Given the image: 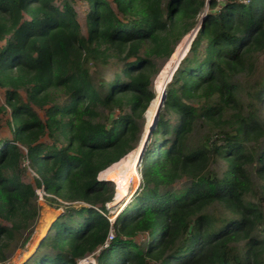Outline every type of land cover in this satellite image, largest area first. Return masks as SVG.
<instances>
[{
  "label": "trees",
  "instance_id": "1",
  "mask_svg": "<svg viewBox=\"0 0 264 264\" xmlns=\"http://www.w3.org/2000/svg\"><path fill=\"white\" fill-rule=\"evenodd\" d=\"M57 1L0 0V264L30 240L36 187L66 212L22 264H264V0H85V33ZM196 27L110 220L99 175L140 144L154 78Z\"/></svg>",
  "mask_w": 264,
  "mask_h": 264
},
{
  "label": "rangeland",
  "instance_id": "2",
  "mask_svg": "<svg viewBox=\"0 0 264 264\" xmlns=\"http://www.w3.org/2000/svg\"><path fill=\"white\" fill-rule=\"evenodd\" d=\"M61 0L57 1V4L59 7H61ZM248 2V0H246ZM76 14H77V19L81 25V28L83 30V32H86V14L88 11V4L85 2V0H74L72 3ZM205 12H207V6H206V10ZM191 33V32H190ZM188 36H190V34H188L186 37H184L181 42L183 40H185ZM192 44V43H191ZM181 45V43H179V45L176 47V50L178 49V47ZM191 45H189L187 47V49H190ZM175 50V52H176ZM189 51V50H188ZM188 51L185 52V56L187 55ZM174 52V53H175ZM184 56V54H183ZM185 56L183 57V59L185 58ZM173 57V56H172ZM171 57V58H172ZM171 58L168 60V62H165L159 72V74L154 78V82L152 85V89L154 90L156 81L159 79V77L161 76L162 72L165 70V68L167 67V65L169 64V62L171 61ZM182 56L180 58L179 61H182ZM177 66V65H176ZM175 66V67H176ZM118 69V65L114 66V67H110L107 66L106 68H104L103 70H99V73L104 75L106 78H110L114 71H116ZM164 69V70H163ZM93 73H95L94 69L92 68ZM23 95V98L27 99L26 93L23 91L21 92ZM0 103L1 105H6V94H5V90L0 88ZM162 107V106H161ZM160 107V109H161ZM32 108L39 114V116L45 120V111L39 109L36 106H32ZM208 130V127H204L202 126L200 128V132H198L195 135V140H199L204 133H206ZM0 138H4V139H12L11 134L9 132V129L6 126V123L4 124V128L3 131L0 133ZM48 138L43 139V141L49 142V140H47ZM131 153V152H130ZM129 153V154H130ZM128 154V155H129ZM127 155V156H128ZM22 169H23V181L25 183H29L32 184L33 186L36 187V173L30 168L29 166V162L28 161H24L21 165ZM137 179L141 181V161L138 163L137 165ZM100 176V175H99ZM100 181H104L101 180L99 177ZM139 183L135 184L134 180L133 182L130 183V185L128 186L127 192L128 196L127 198L120 202H118L116 200V194L118 192V190L120 189V183L118 181H112L115 183L116 185V194L115 197L113 199V201L110 203V205L108 204V209H109V216H110V220H114L116 215L128 204L131 202L135 192L137 191L138 187H139ZM185 185V182H179L176 185V188H182ZM36 192H37V204L39 207V216L38 219L36 221V223L34 224V227L32 229L31 232V236H30V240L29 242L25 245L24 248H20V244L22 243V240L19 241L18 243V247L15 248L12 252H10L9 255V259L2 263V264H22L24 262H26L28 259H30V257L37 251L40 243L42 242V240L47 236V234L50 232L51 226L52 224L57 220V218L61 215H63L66 212V208L64 207L65 204H56L53 203L49 200V197H43V199H40V193L42 192V188H37L36 187ZM67 205V204H66ZM77 207L80 206L79 205H75ZM2 224L7 225L5 222H3ZM28 235V233L25 234V237ZM146 240V236L145 235H140L136 238V242L139 244H143ZM95 258L93 256H89L86 259H84L83 261L85 262V264H97L96 261L94 260ZM81 262V261H80ZM79 262V264H80Z\"/></svg>",
  "mask_w": 264,
  "mask_h": 264
},
{
  "label": "bare ground",
  "instance_id": "3",
  "mask_svg": "<svg viewBox=\"0 0 264 264\" xmlns=\"http://www.w3.org/2000/svg\"><path fill=\"white\" fill-rule=\"evenodd\" d=\"M192 37V34L190 33V36H188L185 40H183L181 45L178 47L175 53H173V57L171 58V61L165 68V70L162 72L159 79L156 81L154 92H155V98L149 107L147 113H146V125L144 128V132L142 135V139L140 141V144L138 147L133 150L128 156H126L124 159H122L120 162L115 163L105 171H103L100 174V179L104 181H118L120 183V189L118 190L116 194V200L118 202L125 200L128 196L127 189L131 182H135V184L139 183L140 180H138L137 177V165L140 161L141 155V149L142 146L146 140L147 133L149 131V128L154 124L157 111L162 106V103L164 101L165 97V87L167 85L168 80L170 79V76L173 72V69L178 64L181 56L185 53L187 47L189 46L190 39ZM168 62V61H167ZM110 205V204H109ZM80 264H85L83 260H81Z\"/></svg>",
  "mask_w": 264,
  "mask_h": 264
},
{
  "label": "water",
  "instance_id": "4",
  "mask_svg": "<svg viewBox=\"0 0 264 264\" xmlns=\"http://www.w3.org/2000/svg\"><path fill=\"white\" fill-rule=\"evenodd\" d=\"M208 4H209V0H208ZM197 31H198V27H196L194 30L191 31L192 37H191V39H190L189 45H191V43H192L193 40L195 39L196 34H197ZM188 50H189V49H186V51H188ZM186 51H185V52H186ZM184 56H185V53H184ZM184 56L182 55V59H183ZM180 63H181V61H179L178 64H177V66L173 69V72H172V74H171V76H170V79L168 80L167 84L172 80V77H173L175 71L177 70V68L179 67ZM165 88H166V87H165ZM162 105H163V103H162ZM159 111H160V108H159L158 111H157V115H156V119H155L154 124L149 128V131H148L147 136H146V140H145V142H144V144H143V146H142V149H141V151H140V152H141L140 154H142L143 151L145 150V148H146V146H147V144H148V138H149V135H150V133H151V132L155 129V127H156L157 120H158V115H159ZM139 162H140V161H139Z\"/></svg>",
  "mask_w": 264,
  "mask_h": 264
},
{
  "label": "built area",
  "instance_id": "5",
  "mask_svg": "<svg viewBox=\"0 0 264 264\" xmlns=\"http://www.w3.org/2000/svg\"><path fill=\"white\" fill-rule=\"evenodd\" d=\"M245 3H247L246 0H244ZM48 197L49 195L45 192V190L42 188V192L40 193V199H43V197ZM112 239V235L109 237V240Z\"/></svg>",
  "mask_w": 264,
  "mask_h": 264
}]
</instances>
